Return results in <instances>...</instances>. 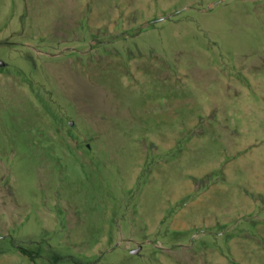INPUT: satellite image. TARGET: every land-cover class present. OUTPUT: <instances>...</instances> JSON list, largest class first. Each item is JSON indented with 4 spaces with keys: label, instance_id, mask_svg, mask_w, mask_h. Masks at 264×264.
<instances>
[{
    "label": "rangeland",
    "instance_id": "rangeland-1",
    "mask_svg": "<svg viewBox=\"0 0 264 264\" xmlns=\"http://www.w3.org/2000/svg\"><path fill=\"white\" fill-rule=\"evenodd\" d=\"M0 264H264V0H0Z\"/></svg>",
    "mask_w": 264,
    "mask_h": 264
}]
</instances>
